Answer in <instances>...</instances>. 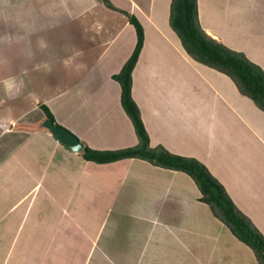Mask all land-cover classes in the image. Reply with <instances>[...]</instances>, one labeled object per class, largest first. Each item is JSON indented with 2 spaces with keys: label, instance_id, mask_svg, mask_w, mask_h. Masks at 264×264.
Instances as JSON below:
<instances>
[{
  "label": "crops",
  "instance_id": "obj_1",
  "mask_svg": "<svg viewBox=\"0 0 264 264\" xmlns=\"http://www.w3.org/2000/svg\"><path fill=\"white\" fill-rule=\"evenodd\" d=\"M68 1L80 4L74 6L76 9L64 22L59 18L67 17L62 11L68 12ZM110 2L116 10L106 7L101 0H0V80L10 76L19 80L27 71L41 75L43 72L53 75L55 71L59 74L55 76L57 81L59 77L68 76L69 72L65 75L62 68L57 72L59 66H49L56 63L52 58L62 60L59 53L64 47L55 40L43 43L42 39H49L58 32L72 34L70 22L80 17H88L90 22L86 25L98 29L103 25L95 23L105 22L104 17L109 12L125 18L110 43L129 25L134 30L128 21L129 14L135 15L142 26L145 21L159 33H171L183 66L172 68L171 64L163 63L165 67L160 70L153 61H148L145 89L139 92L135 77L137 62L132 70L131 94L140 109L149 144H161L172 153L194 156L203 162L223 184L236 206L264 235V112L249 97L240 94L226 74L195 61L184 51L168 23L170 0ZM59 4H63V8ZM263 6L264 0H197L198 19L207 34L244 52L264 69ZM252 15L258 18L250 20ZM19 17L22 20L18 24ZM45 17L55 22L43 25ZM89 20L79 23L83 32L87 27L82 23ZM17 25L24 27L17 35L19 41L15 42L14 35L9 34ZM110 32L109 26H105V32L98 36L102 38ZM32 34H36L33 40L30 39ZM134 37L136 39L135 30ZM100 44L93 38L86 44L78 42L70 46L68 51L72 54L84 52L79 62L90 64L93 57L89 50ZM83 46L89 51L87 54ZM45 56L50 58L49 62ZM125 60L126 57L115 72ZM42 65L46 68L41 69ZM78 69L79 66L72 68V72ZM88 72H84L83 77ZM34 79L38 77L33 76L31 81ZM114 82L117 92L112 100L98 97L95 104L89 98L98 93L88 92L90 109L84 104L79 108L84 100L79 98V92L76 95L75 92H34L33 88L29 92L20 90L13 98L0 87V264H250L249 260L243 262L236 255V252H243L240 244L235 245L239 240L226 226L227 233L220 231L218 222L223 223L200 200L195 182L185 172L133 157L106 163L86 160L82 151L71 150L41 126L46 117L39 104L44 103L56 122L75 133L84 145L116 149L135 144L137 136L133 125L120 103V85ZM64 94L70 98L60 103L57 98ZM81 94L84 96L85 92ZM74 97L77 105L73 113L84 109L82 114L89 113L97 118V123L89 124L86 129L80 126L73 118L71 103ZM28 102L31 103L29 107ZM113 103L118 111L113 107L109 112ZM123 127L128 129V138L120 143L121 136L125 135L121 132ZM87 165L96 171L102 166L108 167L109 172H113H101L100 180H94L95 190L104 197V213L100 218L91 217L89 213L82 217L69 214L77 204L72 195H67L65 200L59 194L66 192L60 191L59 178L66 175L73 181V187H81ZM147 167L159 182L165 175H176L180 178L179 184L173 186L171 180L161 182L159 194L152 192L150 195L154 198L142 201L137 208L116 203L122 187L132 185L135 171ZM177 187L180 195L192 189L189 204L185 197L177 195L174 201H165ZM129 193L132 195L134 189ZM123 199L134 201L132 196ZM112 206L118 215L113 218L108 215ZM199 207L209 211L216 222L207 218L199 220L196 216ZM196 237L202 238L199 243ZM247 249L252 264H258L252 250Z\"/></svg>",
  "mask_w": 264,
  "mask_h": 264
},
{
  "label": "rangeland",
  "instance_id": "obj_2",
  "mask_svg": "<svg viewBox=\"0 0 264 264\" xmlns=\"http://www.w3.org/2000/svg\"><path fill=\"white\" fill-rule=\"evenodd\" d=\"M110 1V0H109ZM77 4H80L79 2H72L68 1V12H63V15H67V17H61L59 18L60 20L64 19V22L67 21V19H69L68 16H70L69 14L73 13L74 10L76 9L75 7H78ZM63 4H59L60 8H63L62 6ZM75 6V7H74ZM250 7V6H249ZM249 7H245V9H249ZM264 8V6L262 7V9ZM67 9V8H65ZM60 10V9H59ZM258 9H254L255 12H259L260 10ZM78 11V9H77ZM108 12V11H107ZM61 13V12H60ZM107 17H104L105 22L98 20L95 25L97 23H99L101 26L103 25L102 29H98L96 28V26L94 28H92V26L86 25L88 24V22H90L88 17H80L79 19H74L72 22H70V27H71V33L72 34H67L64 32H58L57 35L54 36L50 35L49 39H42V42H50L49 40H55L57 42H59L64 48H61L63 50V52H60L59 55L62 56V60H60L61 58L55 57L52 58V60L56 63H54L53 65L49 66H59L57 67L58 70L57 72H59L62 68V70H64V73L66 75L67 72H69V75L67 76H63V77H59L58 81L56 79L57 75L59 76V74L55 73V71L52 73L53 75H48L45 74V72H43L44 74L41 75L40 72H35L33 74L32 71H27L26 74H24V76H20L21 79L23 81V87L21 89V92H29L31 89L34 88V92H75L74 95H76V92H79V98L84 99L83 101H81V104H79V108L81 105L84 104V107H87L90 109L91 108V104H90V100H92L93 102L96 103V100L99 99L98 97H101V99H106L109 98V100L114 99V93L117 92V85L114 82L113 79H111L110 74L115 72L121 64V61L126 57H128L132 51L133 45H134V41L136 40L134 37V30L132 28L131 25H129L127 28H125L122 33H120L119 36L115 37L112 42L110 43V39L112 37V35L116 32L117 29H119L121 23L124 22L125 18H122L121 15H116L113 14L112 12L107 13ZM247 18V16H246ZM246 18H244V20L246 21ZM258 17L256 15H252L251 19H257ZM84 19H88L89 21H84L82 24L86 25L87 28H85L84 32L82 31L81 28L78 27L79 23H81ZM102 19V18H100ZM16 20V18H15ZM20 20H22L20 17L18 18V24L20 23ZM103 20V19H102ZM248 21V19H247ZM55 21H52L50 18L45 17V21L43 22V25H51V23H54ZM143 30H144V43L142 46V51H141V57L138 58L137 61V66L135 69V77H136V85L137 87L140 86V88L138 89L139 91H143L145 89V82H146V78L145 75L148 73V70L146 69L147 66V62L150 61L152 62V64L154 63L155 67H159L160 70L165 67L164 65L162 66L163 63L166 64H171L172 68H178L180 66H183L184 61H182L181 59V55H180V51L178 49V45H176L173 42V37L171 33H159V31L157 32L156 29H154L150 24H148L147 22L143 21ZM68 24V22H67ZM105 26H109V30L111 31L109 34H107L105 37L100 38L98 36V34H103L105 32ZM23 27L24 25H17L15 28L12 29L11 34L9 35H14L13 36V41H19L18 36L23 32ZM171 28V27H170ZM95 30H97L98 32L95 33ZM172 30V29H171ZM161 32V30H160ZM18 35V36H17ZM36 34H32L30 39H32V37H35ZM94 39H96V41L101 42V44L97 47H95L94 49L89 50L91 53V57H93L91 59L90 64H87L85 62H79L80 57L84 56V52H75L74 54H72V51L69 52L68 48L72 45H76L78 42H81L83 44H86L90 41H92ZM107 40V42H106ZM106 43V44H105ZM108 43H110L108 45ZM105 45V47H104ZM108 45V46H107ZM264 45V44H262ZM177 46V47H176ZM85 46H83L84 48ZM86 48V47H85ZM84 50L85 53L87 54L89 51L88 50ZM82 49V48H81ZM69 53H71V56H69ZM48 55V54H46ZM69 56L70 58L67 59ZM60 57V56H59ZM45 59H47V61H50V58L45 56ZM81 63V64H80ZM47 66V67H49ZM80 67V69L75 70L73 73L72 72V68H77ZM45 66H41V69H45ZM149 68V66H148ZM29 70H31V68H29ZM164 70V69H163ZM88 75H85V77H83L84 72L87 73ZM152 71V69L150 70ZM33 74V76H37L38 79H34L31 81L30 77ZM53 76V77H52ZM56 76V77H55ZM138 77V78H137ZM49 79V80H48ZM51 79V80H50ZM0 87H2V85H0ZM90 88V90L88 89ZM135 88V91H136ZM1 90L3 92H5L3 90V87L1 88ZM97 92L98 94H95L94 96H91V98L87 99L86 96L88 94V92ZM81 92H85L84 96H82ZM137 97V96H136ZM69 95L68 94H64L63 96H60L57 98V100H60V103L63 101H67L69 99ZM71 103V102H70ZM115 104V105H114ZM77 105V98L74 97V101L71 103V106H73L72 109V113L75 110V107ZM27 106H31V103L28 102ZM81 107V108H84ZM109 112L111 109H113V107H115V111H118V109H116V103H113V105L109 106ZM84 109L81 110V112H74L73 113V118H75V120L77 122H79L80 126L84 129L87 128V126L89 124H94L97 123L94 116L90 115L89 113H83ZM86 111L88 112V109H86ZM36 113V111L34 112ZM116 114V112H115ZM115 114H112L111 116H115ZM114 122H116L115 119H111ZM117 123V122H116ZM61 125V124H60ZM63 126V125H61ZM65 127V126H63ZM66 128V127H65ZM71 131V130H70ZM72 132V131H71ZM121 132L125 133V135H122L120 138V143H124L127 140V136H128V129L126 130L125 127H123V129H121ZM120 132V133H121ZM73 133V132H72ZM122 133V134H123ZM75 134V133H74ZM131 134V133H129ZM76 135V134H75ZM77 136V135H76ZM78 137V136H77ZM79 138V137H78ZM80 139V138H79ZM89 164V163H88ZM153 168H157V167H153ZM114 169V167H113ZM96 168H93L92 166L87 165L84 169V174H83V178L81 180V187L80 185L77 186H72V180L70 177H66V175L61 176L59 178V182H58V186L60 191L66 190V192L68 194L65 193H59L60 196L62 195L63 198H65V200H67V195L68 197H73L74 198V202L75 204H77V207H74L75 209H71V211L69 210L68 213H72L71 215H78L79 217H82L83 215L89 213V215L91 217H98L100 218V216H103L104 213V209L102 208L103 206V194L100 192H97V190H95V185H94V180H100V173H113V172H109L110 168L108 167H101L100 171H96ZM109 172V173H108ZM181 173H179L180 175ZM114 175V174H112ZM155 173H153L150 169V167L147 168H142L140 170H136L134 173V177H132V185H125L124 187H122V192L120 193V197L118 198V202L116 203H123L126 206L132 205L133 207L137 208L138 206L140 207V203L143 202H147V200H151V198H154L153 196H151L152 194L154 195V193L156 192L157 194H159L160 188L159 186L161 185V182H165L168 183L169 180H171V183L173 186L179 184V180L180 178L176 175H172L171 177H169L168 175H165V177L163 176L162 181L159 182L156 178H155ZM87 176V177H86ZM185 176V175H184ZM161 179V176H158ZM111 178V177H110ZM178 178V179H177ZM114 179V178H113ZM170 183V184H171ZM146 186V187H145ZM150 186V187H148ZM147 188V189H146ZM71 189L73 190L71 192ZM80 189V191H79ZM134 189V193L132 195H130L129 190ZM59 191V192H60ZM150 191V192H149ZM149 192V193H148ZM153 192V193H152ZM178 192V187L175 188V192L173 193H169V198H167L165 201H174V198H178L175 195L179 196L180 198H186L184 200H186V204H189V202L191 201L190 195L192 196V189L188 188L186 190V193H184L185 191L182 192V194L180 195ZM152 193V194H151ZM108 194V193H107ZM105 194V195H107ZM151 194V195H150ZM132 196L134 201H130V200H125L123 198H127L129 199V197ZM108 200V197H105V200ZM120 199V200H119ZM70 200V199H69ZM177 200V199H175ZM189 201V202H188ZM70 202V201H69ZM109 202V201H108ZM129 202V203H128ZM183 202V201H182ZM62 200L60 199V204H62ZM150 203V202H149ZM188 207V206H187ZM117 211L116 208H114V206L111 207V209L108 210L110 217H116L117 214H115V212ZM130 209L128 211H126V213H129ZM197 213L196 216L200 217L199 220L203 219V218H207L208 220H212L214 222H216L215 218H213V216L209 215V211H207L204 207H199L197 208ZM118 216V215H117ZM124 217H127V215H124ZM213 222V223H214ZM217 227H220V231L221 232H226L227 229L225 227L224 224H221L218 222ZM219 231V234H220ZM227 233V232H226ZM197 239V237H196ZM195 239V240H196ZM200 240L202 238H199ZM199 239L196 240L197 243H199ZM192 240V239H189ZM239 241H236L235 245L240 244V246L242 247V251L236 252V255L241 259V261L246 262L249 260L250 264H252L251 259L248 255V247L246 248L244 245H242V243H237ZM198 246V244H196ZM236 248V246H235ZM237 257V258H238ZM248 264V263H247Z\"/></svg>",
  "mask_w": 264,
  "mask_h": 264
},
{
  "label": "trees",
  "instance_id": "obj_3",
  "mask_svg": "<svg viewBox=\"0 0 264 264\" xmlns=\"http://www.w3.org/2000/svg\"><path fill=\"white\" fill-rule=\"evenodd\" d=\"M128 21L135 30V44L112 78L120 85V103L133 125L137 142L116 149H95L84 145L82 156L97 163L133 157L156 166L185 172L195 182L200 200L208 205L212 215L252 250L258 264H264V235L236 206L223 184L207 166L194 156L172 153L161 144H149L140 109L131 94L132 70L143 45L144 30L135 15L129 14ZM168 23L192 59L226 74L239 93L249 97L264 112V69L244 52L226 46L205 32L198 19L197 0H170ZM39 107L45 117H51L54 124L61 126L46 104L40 103Z\"/></svg>",
  "mask_w": 264,
  "mask_h": 264
},
{
  "label": "water",
  "instance_id": "obj_4",
  "mask_svg": "<svg viewBox=\"0 0 264 264\" xmlns=\"http://www.w3.org/2000/svg\"><path fill=\"white\" fill-rule=\"evenodd\" d=\"M101 1L106 7L113 10L117 9V7L113 5L109 0ZM41 126L48 129L55 139L63 143L65 146L69 147L71 150L75 152L82 151L84 147L83 142L67 128L54 124L51 117L44 118L41 122Z\"/></svg>",
  "mask_w": 264,
  "mask_h": 264
},
{
  "label": "clouds",
  "instance_id": "obj_5",
  "mask_svg": "<svg viewBox=\"0 0 264 264\" xmlns=\"http://www.w3.org/2000/svg\"><path fill=\"white\" fill-rule=\"evenodd\" d=\"M0 85H2L3 90L6 94H9L10 97H13L20 92L23 87V81L17 80L16 77L10 76L3 80H0Z\"/></svg>",
  "mask_w": 264,
  "mask_h": 264
}]
</instances>
